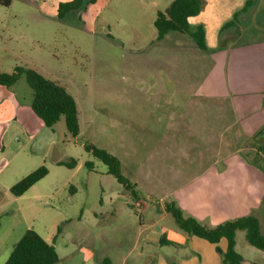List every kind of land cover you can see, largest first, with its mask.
Masks as SVG:
<instances>
[{"label": "rangeland", "instance_id": "obj_1", "mask_svg": "<svg viewBox=\"0 0 264 264\" xmlns=\"http://www.w3.org/2000/svg\"><path fill=\"white\" fill-rule=\"evenodd\" d=\"M66 1L0 0V72L28 66L64 86L76 101L80 127L74 137L63 118L46 126L30 108L33 90L24 75L10 87L0 85V253L14 235L17 238L26 228H33L42 236L57 230L54 238L66 245H57L56 250L60 257L71 253L68 264H78L88 252L117 264L129 251L124 264H160L163 259L172 263V255L165 256L171 252L166 246L158 249L150 243L151 256L145 260H138L136 253L143 247L142 229L148 227L161 235L169 226H176L173 218H161L155 206L143 212L131 205V193L104 173L105 165L84 149V142L117 156L123 175L129 177L160 145L161 114L186 110L188 80L203 77L215 65L216 54L226 51L232 84L244 81L243 89L252 90L251 79L256 77L263 86L264 0H231L221 10L217 0H201L199 15L189 18V31L198 24L207 33L212 29L216 39L205 50L176 31L156 38V12L164 11L172 0H83L80 8L59 17L58 4ZM227 8L234 12L230 17L221 12ZM173 65L176 75L180 65V94L170 81ZM162 89L169 93H160ZM223 100V106H228L223 107L227 122L223 119L220 124L216 118L220 112L215 108L206 117L207 123L210 118L213 122L212 130L221 131L212 134L213 143H208V135L205 141L186 130L190 123L203 121L200 116L191 121V114L182 122L175 142L184 149L192 143L205 144L215 159L227 153L240 159L249 171L254 168L263 176L264 189V152L258 150L264 146V127L261 134L244 133L231 100ZM253 104L264 107V92ZM247 109V103L244 107L239 104L241 113ZM216 149L221 152L214 153ZM70 159L76 160L73 167L56 163ZM87 161L94 170L86 167ZM40 165L48 173L22 195H12L11 185ZM164 199L152 198L158 203ZM249 213L258 216L264 234L262 197ZM154 222L157 225L150 227ZM235 239L242 264H264V251L251 246L244 231H236ZM186 247L172 251H179L182 259L189 252Z\"/></svg>", "mask_w": 264, "mask_h": 264}, {"label": "crops", "instance_id": "obj_2", "mask_svg": "<svg viewBox=\"0 0 264 264\" xmlns=\"http://www.w3.org/2000/svg\"><path fill=\"white\" fill-rule=\"evenodd\" d=\"M217 1L220 9V7L223 8L222 6L225 7L231 0ZM170 2L165 5L163 10L168 7ZM227 9V11L222 10L221 12L230 17V14L234 12L232 13V10L229 11V8ZM204 32L205 44L207 47L208 43L213 39L215 40L216 37L212 29H209L207 33L206 28H204ZM227 56L225 50L216 54L215 57L217 61L215 65L211 66L209 69L207 68L203 77L197 81L195 79L188 80L189 85L188 83L187 85L189 89L187 91V97L190 98V100L186 110L169 111L164 115L161 114L160 119L162 121H168L165 122V124L161 121L163 130H161L162 137L160 138V145L154 150V154H151L147 159L136 165L133 173H128L129 177L125 176L135 186L136 197L131 195L133 200L131 205L139 207L141 211L149 212L152 207L155 206L159 209L161 218H164L169 215L165 211L164 204L167 199H173L186 214L197 218L206 225H215L236 216L249 214L250 209L255 206L256 201L263 196V176L258 170L251 168L252 170L249 171L247 169L248 167L244 165L240 159H233L228 153L224 157L222 156L219 159H215L211 149L208 150L205 144L200 145L199 143H192L190 148L184 149L175 142L179 135V131L182 129V122L184 119H188V116L191 114V121H196V116H200L203 121L202 123H190L192 126L190 125V128H186V130L191 131V134H194V136H202L201 139H205V141L206 135H208V143H213L212 134H220L221 131L217 132L218 130H212L213 122L210 118L211 124L207 123L206 117H210L215 108V111L220 112V116L216 115L220 124H222L223 119L227 122V110H224L223 115V107L228 109V106H223L224 103L220 101L228 98L231 100L241 130L246 134L255 132L258 134L262 133L264 127V107H260L259 105L255 107L253 100L264 92V83L263 86H261L259 80L253 77L250 83L253 89H248V91H245L242 87L246 83L244 81L232 84L226 69ZM172 67L173 75L172 77L170 76V81L176 84L175 87H177V92L180 94L181 80L178 74L180 65H177V75L174 73V65ZM262 81L264 80H261V82ZM164 86L168 88L169 83H165ZM172 92L175 93V89H172ZM160 93L166 94L169 93V90L162 89ZM163 97L164 96L161 98L164 99ZM246 103L249 105V109H247L248 112L241 113L238 111L239 104L244 107ZM226 126L228 127L227 123L225 127ZM220 129L222 130L223 128L221 127ZM13 131L16 134V130ZM188 149L190 152L187 151ZM220 150L221 149H216L214 153H218ZM166 157L175 159L166 160ZM58 161H56V163ZM192 168L194 170H192ZM89 170H94L93 164ZM242 172H248L250 174L246 175L244 173L242 174ZM104 173L108 174L106 168ZM71 190L72 193L76 192L74 187H71ZM154 196H160V198L166 197V200L164 199L163 203H158L152 200ZM145 199H149L150 202L145 203ZM113 211L114 210H112V213ZM154 225H157L156 222L150 225V227ZM23 232L17 238L16 235H14L12 239L4 243V251L0 253V264L4 263L14 244ZM56 232L57 230L53 233H51V231L44 232V236L38 233L56 249L57 245L60 246V244L62 245L63 243L66 245L65 242L61 243L57 241V238H54ZM161 236L164 237V241L160 243ZM140 237L143 244L142 248L146 250L141 248L139 253H136V256L137 259L139 257V259L143 258L144 260L151 256L148 253V245L150 243L154 244L158 249L161 248L160 246L168 247L171 252H169V254L166 253L165 256L172 255L173 264H221L220 254L216 250V247L221 252L226 249V241L224 239H221L217 244H212L196 236H187L174 225L169 226L168 230L161 235L146 227L140 231ZM184 245L187 246L186 248H188L189 252L184 254L182 259H179L180 252L177 251V253H175L172 250H178L184 247ZM127 254L116 263L124 264L127 259ZM70 255L71 253H64L63 256L60 257L58 254V262H61V264H68ZM96 259H106V264H113L109 258H97L92 256L91 252H88L83 259H78L77 263L99 264L96 262ZM160 264L169 263L166 259H163L160 261Z\"/></svg>", "mask_w": 264, "mask_h": 264}, {"label": "trees", "instance_id": "obj_3", "mask_svg": "<svg viewBox=\"0 0 264 264\" xmlns=\"http://www.w3.org/2000/svg\"><path fill=\"white\" fill-rule=\"evenodd\" d=\"M93 1L89 0V2ZM82 4L83 0L60 2L58 16L62 17L67 12L80 8ZM201 7V0H172L164 11L156 13L153 21L156 38L162 39L167 33L176 31L189 36L199 50H205L204 27L198 24L194 30L189 31V18L198 15ZM21 75L25 76L27 84L33 90L30 103L32 112L48 127L63 118L67 131L72 136H77L80 132L79 112L72 94L64 86L28 66H15L9 73L0 72V85L10 87ZM83 147L106 166L108 174L112 175L133 197H136L135 186L122 174L120 161L115 155L91 142H84ZM258 150L264 152V146H259ZM57 164L73 167L76 160L58 161ZM85 165L88 169L92 167L90 161H87ZM47 173L48 168L40 165L12 184L9 188L10 193L14 196L22 195ZM262 202L264 203V193ZM164 208L173 218L176 227L187 236H196L212 244H217L221 239H224L226 249L221 252L216 247L220 254L221 264L243 263V256L235 248V235L238 230L244 231V237L251 246L264 251V234L260 230L258 216L254 213L236 216L215 225H206L197 218L186 214L174 200L166 201ZM160 239V243L164 241L163 236ZM58 260L59 256L55 247L35 229L28 228L16 241L3 264H56ZM96 262L106 264L107 260L96 259Z\"/></svg>", "mask_w": 264, "mask_h": 264}]
</instances>
